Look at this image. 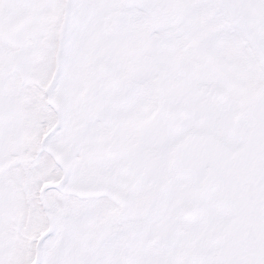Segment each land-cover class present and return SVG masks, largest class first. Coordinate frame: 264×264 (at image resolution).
Masks as SVG:
<instances>
[{
    "label": "snow or ice",
    "instance_id": "obj_1",
    "mask_svg": "<svg viewBox=\"0 0 264 264\" xmlns=\"http://www.w3.org/2000/svg\"><path fill=\"white\" fill-rule=\"evenodd\" d=\"M0 264H264V0H0Z\"/></svg>",
    "mask_w": 264,
    "mask_h": 264
}]
</instances>
